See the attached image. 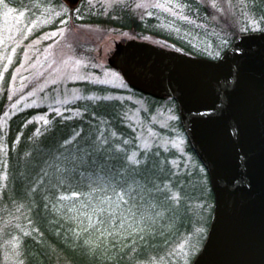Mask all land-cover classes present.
I'll return each mask as SVG.
<instances>
[{
  "label": "rangeland",
  "instance_id": "obj_1",
  "mask_svg": "<svg viewBox=\"0 0 264 264\" xmlns=\"http://www.w3.org/2000/svg\"><path fill=\"white\" fill-rule=\"evenodd\" d=\"M79 1L73 8L61 0H17L19 6L5 1L14 9L7 16V9L0 6V96L7 92L9 100L6 113L0 119V159L6 151L3 141L6 121L19 110L31 106L46 107L47 112L30 119L40 131L51 122V112L61 118L79 115V110L70 108L77 100L88 97L92 100L117 99L126 106L122 115L135 130L138 148L159 147L172 151V165L188 170L185 179L176 177L173 180V183L177 181V186L171 188L166 184L162 188H168L169 192L174 189L173 195L177 199L170 208L133 211L139 215L141 226L147 224L168 232V241L159 245L154 256L144 260H125L123 264H191L204 243L213 210L214 198L207 170L198 157L187 150L188 140L175 100L169 96L156 99L130 91L122 74L107 64V57L113 51L115 41L133 37L195 56L202 54L175 48L170 41L157 35L144 33L140 36L127 29L83 22V15L92 12L98 16H115L121 8L130 9L138 19H153L159 28L188 40L208 58L217 57L226 49L232 38V28L238 31L259 29L261 24L247 12L245 0H202L211 9L205 20L189 15L178 0ZM213 3L217 7H212ZM138 4L143 6L137 7ZM157 4L162 6H154ZM21 12H24L23 17ZM82 82L105 85L114 91L103 94L85 91L84 86L77 85ZM194 170L196 175L192 173ZM0 176L4 179L6 175L1 172ZM1 195L0 192V198ZM180 200L185 203L181 205ZM4 208L0 214V264H30L26 240L30 238L36 242L42 237L37 231L36 220L23 222L22 213L11 214L10 208ZM178 226L183 228L180 230ZM50 248L53 264H102L82 250L76 255L78 262L74 263L60 248L53 245ZM34 254L37 255L38 250Z\"/></svg>",
  "mask_w": 264,
  "mask_h": 264
},
{
  "label": "trees",
  "instance_id": "obj_2",
  "mask_svg": "<svg viewBox=\"0 0 264 264\" xmlns=\"http://www.w3.org/2000/svg\"><path fill=\"white\" fill-rule=\"evenodd\" d=\"M5 1L19 6L17 0ZM178 1L198 20H205L211 13L210 6L202 0ZM245 4L247 12L253 14L261 26L240 31L232 28V38L242 31L264 30V0H245ZM82 21L135 31L140 36L144 33L157 35L170 41L175 48L205 54L188 40L159 28L153 19H138L127 8L119 9L115 16L89 12L83 15ZM77 85L100 94L114 91L111 87L87 82ZM8 103L5 92L0 96V119ZM70 108L79 110L80 114L61 118L51 112V122L40 131L30 119L47 112L46 107L31 106L7 119L3 132L6 151L0 159V174L6 175L4 179L0 176V214L6 206L11 214L22 213L23 222L36 220L37 231L42 237L36 242L30 238L26 240L30 264H53L51 245L60 248L74 263L78 262L76 255L80 250L102 264H123L125 260L154 256L159 245L168 241L169 233L147 224L141 226L139 215L133 211L170 208L175 201L172 199L174 189L169 192L168 188H162L166 184L171 188L177 186V181L173 183V180L176 177L185 179L187 167L172 165V151L159 147L138 148L135 130L122 115L126 106L117 99L83 98L73 102ZM101 133L109 140L106 150L98 148ZM124 140L129 143L125 145ZM187 150L194 153L191 145ZM132 152L137 153L139 165L127 161ZM161 160L163 164L160 165ZM192 173L196 175L195 170ZM113 190L127 193L124 199L128 203L121 202L116 207ZM73 191L80 195L72 196ZM61 196L70 199L61 201ZM106 197H111V205ZM179 202L183 205L185 200ZM102 229L105 230L103 237L100 235ZM36 250L37 255L34 254Z\"/></svg>",
  "mask_w": 264,
  "mask_h": 264
},
{
  "label": "water",
  "instance_id": "obj_3",
  "mask_svg": "<svg viewBox=\"0 0 264 264\" xmlns=\"http://www.w3.org/2000/svg\"><path fill=\"white\" fill-rule=\"evenodd\" d=\"M107 64L135 90L175 100L206 167L213 210L191 264H264V30L241 32L214 59L133 37L115 41Z\"/></svg>",
  "mask_w": 264,
  "mask_h": 264
},
{
  "label": "snow or ice",
  "instance_id": "obj_4",
  "mask_svg": "<svg viewBox=\"0 0 264 264\" xmlns=\"http://www.w3.org/2000/svg\"><path fill=\"white\" fill-rule=\"evenodd\" d=\"M0 6H3L5 9H7V11L5 12V15H6V16L9 15V14H11V13L14 11L13 8H10V7L8 6V4L5 3V0H0ZM142 6H143V5H140V4L137 5V7H142ZM154 6H156V7H161L162 5L157 4V5H154ZM178 6H179V5H177V7H178ZM212 7H217V5H216L215 3H213V4H212ZM170 10H171V9H170ZM57 15H59V14L57 13ZM20 16L23 17V16H24V12H21V13H20ZM184 18L187 19V17H184ZM61 22H62V23H66V22L63 21V20H61ZM64 63L67 64V61H64ZM76 63L79 64L80 61H76ZM113 75H115V74H113ZM88 99H92V98H91V97H88ZM96 99H99V98H96ZM105 99H106V98H105ZM47 123H48V121L45 120V124H47ZM113 135H114V134H113ZM123 143H124L125 145H127V144L129 143V141L124 140ZM108 144H109V140L103 135V133H101L100 136L98 137V148H100V149H102V150H106L105 146H107ZM26 155H27V154H26ZM127 161H129V162H130L131 164H133V165H139V164H140V160L137 159V153H136V152H132V154H131L130 156H127ZM40 183H42V181H40ZM33 191H36V189L34 188ZM113 191H114V194H115V196H116V201H115V205H116V207H119L121 202H123V203H125V204L128 203V201L124 199V196H125L127 193H124V192H115V190H113ZM77 195H80V193H78V192H76V191H73V192H72V196H77ZM88 195H91V192H89ZM67 199H70V197H67V196H61V197H60V200H61V201H63V200H67ZM105 199H106V202H108L110 205L113 203L111 197H106ZM172 199H173V200H176L177 197H176L175 195H173ZM157 215H162V214L158 213ZM98 223L103 224V221H99ZM121 228H123V222H121ZM104 231H105V230H103V229L100 230V235H101V237H103V235H104ZM25 234H27V233H25ZM108 235L111 236L112 233H111V232H108Z\"/></svg>",
  "mask_w": 264,
  "mask_h": 264
}]
</instances>
